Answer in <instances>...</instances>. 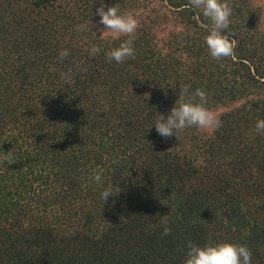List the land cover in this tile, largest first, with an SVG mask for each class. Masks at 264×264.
Here are the masks:
<instances>
[{
	"label": "trees",
	"instance_id": "trees-1",
	"mask_svg": "<svg viewBox=\"0 0 264 264\" xmlns=\"http://www.w3.org/2000/svg\"><path fill=\"white\" fill-rule=\"evenodd\" d=\"M104 2L138 20L122 63L100 0H0V156L15 160L0 161V264H184L189 241L226 240L264 264L261 6L227 0L235 48L216 60L189 0ZM180 85L205 90L220 127L151 128Z\"/></svg>",
	"mask_w": 264,
	"mask_h": 264
},
{
	"label": "clouds",
	"instance_id": "clouds-1",
	"mask_svg": "<svg viewBox=\"0 0 264 264\" xmlns=\"http://www.w3.org/2000/svg\"><path fill=\"white\" fill-rule=\"evenodd\" d=\"M190 6L198 14L209 21L207 35L204 43L210 57L220 60L233 56L235 39L229 31L231 9L227 0H189ZM99 16V24L103 26L102 36L111 35L114 39L119 36H127L128 39L108 50L105 55L109 61L122 63L129 58L135 57L133 46L138 28V20L132 12H121L114 5H106L104 0H100V6L96 9ZM78 30H86V25H79ZM100 49L92 47L90 55H95ZM68 55L67 50L59 52V59L63 60ZM54 70V69H50ZM61 79L71 84V74L60 73ZM174 86V85H170ZM163 87V86H161ZM178 98L168 113H157L154 123L156 132L163 138H175L179 140V134L186 129L196 127L198 129L211 130L220 127V121L216 114L207 107V94L205 90L197 88L189 92L187 85H180ZM62 123V122H61ZM255 130L258 134H264V119L257 120ZM0 161L12 163L15 160L11 155L0 156ZM92 179L97 184H102L99 173ZM121 190H117L109 184L103 187L100 198L104 204L110 196H118ZM165 204V203H164ZM163 235L169 234L167 220H163ZM184 264H251V251L244 245L232 241L206 242L196 244L191 241L187 244Z\"/></svg>",
	"mask_w": 264,
	"mask_h": 264
},
{
	"label": "rangeland",
	"instance_id": "rangeland-1",
	"mask_svg": "<svg viewBox=\"0 0 264 264\" xmlns=\"http://www.w3.org/2000/svg\"><path fill=\"white\" fill-rule=\"evenodd\" d=\"M256 3L261 6L262 8V11H263V14H262V20H261V28L262 30L264 31V0H256ZM97 29L98 31H102L103 30V26L102 25H98L97 26ZM212 112H214L216 114V116L219 115L220 111H214V110H211Z\"/></svg>",
	"mask_w": 264,
	"mask_h": 264
}]
</instances>
